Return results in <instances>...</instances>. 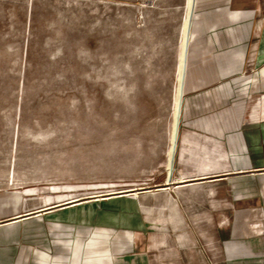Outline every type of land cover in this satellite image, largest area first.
I'll return each mask as SVG.
<instances>
[{"label":"rangeland","instance_id":"obj_1","mask_svg":"<svg viewBox=\"0 0 264 264\" xmlns=\"http://www.w3.org/2000/svg\"><path fill=\"white\" fill-rule=\"evenodd\" d=\"M191 1L0 0L2 205L151 202L134 189L173 156Z\"/></svg>","mask_w":264,"mask_h":264},{"label":"crops","instance_id":"obj_2","mask_svg":"<svg viewBox=\"0 0 264 264\" xmlns=\"http://www.w3.org/2000/svg\"><path fill=\"white\" fill-rule=\"evenodd\" d=\"M195 4L173 156L134 189L151 202L0 203V264H264V0Z\"/></svg>","mask_w":264,"mask_h":264},{"label":"bare ground","instance_id":"obj_3","mask_svg":"<svg viewBox=\"0 0 264 264\" xmlns=\"http://www.w3.org/2000/svg\"><path fill=\"white\" fill-rule=\"evenodd\" d=\"M79 202V201H78Z\"/></svg>","mask_w":264,"mask_h":264}]
</instances>
